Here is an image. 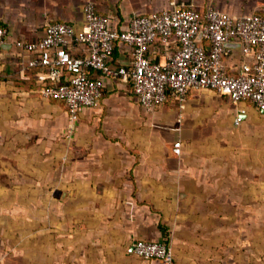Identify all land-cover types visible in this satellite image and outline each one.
I'll use <instances>...</instances> for the list:
<instances>
[{
  "label": "crops",
  "instance_id": "0c3cea01",
  "mask_svg": "<svg viewBox=\"0 0 264 264\" xmlns=\"http://www.w3.org/2000/svg\"><path fill=\"white\" fill-rule=\"evenodd\" d=\"M89 2L118 30L175 5L264 17V0H0V179L17 169L22 184L0 186V264H161L137 257L138 240L167 244L175 264H264V114L254 104L204 89L148 111L111 77L73 122L63 102L42 97L33 55L15 41L56 22L81 29ZM242 48L227 44L230 75ZM147 53L163 63L167 49L159 41ZM132 60L116 43L112 66Z\"/></svg>",
  "mask_w": 264,
  "mask_h": 264
},
{
  "label": "built area",
  "instance_id": "2783aa9c",
  "mask_svg": "<svg viewBox=\"0 0 264 264\" xmlns=\"http://www.w3.org/2000/svg\"><path fill=\"white\" fill-rule=\"evenodd\" d=\"M83 13L81 29L56 22L47 25L37 41H15L21 52L33 55L28 66L38 71L35 81L42 97L63 102L71 121L99 103L105 79L111 77L129 81L132 93L148 111L163 106L168 94L183 102L191 90L205 89L230 97L234 103L250 102L264 114V17H232L218 9L202 17L194 8L175 5L135 16L126 30H118L93 2L85 5ZM6 37V29L0 26V48ZM232 39L243 47L236 75L228 74L224 63ZM159 41L167 49L163 63L147 53ZM116 43L132 48L129 68L112 66ZM91 71L100 76L91 77ZM239 113L236 125L246 110ZM174 153L181 154V143L174 144ZM134 251L144 260L175 264V255L165 243L138 240Z\"/></svg>",
  "mask_w": 264,
  "mask_h": 264
},
{
  "label": "rangeland",
  "instance_id": "374dc122",
  "mask_svg": "<svg viewBox=\"0 0 264 264\" xmlns=\"http://www.w3.org/2000/svg\"><path fill=\"white\" fill-rule=\"evenodd\" d=\"M19 153L18 152L17 153L14 152L15 158H17L15 160H20V158H19L20 156L19 157L17 156V154L19 155ZM17 172H18L17 169H15L14 176L8 174L7 177H6L7 179L6 178H4V179L1 178L0 182H1L2 185H0V186L7 187V190H9L10 192L13 191V192L19 193L22 190V188H21L22 184H21V179L18 176ZM0 173H1V171H0ZM32 185L34 186V184H32ZM33 186H31V188H34ZM1 189H2V187H0V190Z\"/></svg>",
  "mask_w": 264,
  "mask_h": 264
},
{
  "label": "trees",
  "instance_id": "16d2710c",
  "mask_svg": "<svg viewBox=\"0 0 264 264\" xmlns=\"http://www.w3.org/2000/svg\"><path fill=\"white\" fill-rule=\"evenodd\" d=\"M92 73V72H91ZM91 73H90V75H91ZM92 77V76H91ZM93 78H96V77H93Z\"/></svg>",
  "mask_w": 264,
  "mask_h": 264
}]
</instances>
